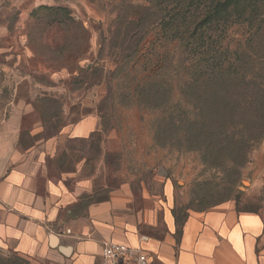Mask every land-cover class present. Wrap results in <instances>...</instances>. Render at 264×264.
I'll return each instance as SVG.
<instances>
[{
  "label": "rangeland",
  "instance_id": "obj_1",
  "mask_svg": "<svg viewBox=\"0 0 264 264\" xmlns=\"http://www.w3.org/2000/svg\"><path fill=\"white\" fill-rule=\"evenodd\" d=\"M180 1L0 0V181L14 152L32 146L34 127L43 123L39 138L51 137L67 121L94 113L99 132L62 146L75 150L65 171L83 164L69 184L89 179L95 195L122 185L138 194L146 185L170 201L178 219L228 201L262 207L264 138L247 136L264 94L248 105H192L194 93L180 85L196 60L264 58V0L241 1L228 20L204 26L188 43L170 25V9ZM243 7L247 19L240 18ZM146 80L158 87L140 91ZM205 121L212 135L196 139ZM223 128L237 139L215 136ZM19 258L0 241V264H23Z\"/></svg>",
  "mask_w": 264,
  "mask_h": 264
},
{
  "label": "crops",
  "instance_id": "obj_2",
  "mask_svg": "<svg viewBox=\"0 0 264 264\" xmlns=\"http://www.w3.org/2000/svg\"><path fill=\"white\" fill-rule=\"evenodd\" d=\"M44 129H32V146L14 152L0 181V241L29 264H101L107 242L145 252L150 264H264V205L228 201L178 219L146 185L138 194L122 185L95 195L89 179L69 184L83 164L65 171L75 150H61L65 141H90L99 117L86 114L39 138Z\"/></svg>",
  "mask_w": 264,
  "mask_h": 264
},
{
  "label": "trees",
  "instance_id": "obj_3",
  "mask_svg": "<svg viewBox=\"0 0 264 264\" xmlns=\"http://www.w3.org/2000/svg\"><path fill=\"white\" fill-rule=\"evenodd\" d=\"M241 1L254 3V5L261 2V0H181L177 4H173L169 15L173 35L180 34L179 39L188 43L190 39H194L198 30L204 26L212 28L218 26L222 20H228L231 16L230 13H232L230 9L238 10ZM241 11L240 18L245 17L247 19V9L243 7ZM261 22L264 23V15L261 17ZM197 48V46L193 47L194 51ZM259 61L256 64L254 61L250 63L242 60L240 62L196 60L186 67L188 75L181 82L180 88L185 93H194V97H191L193 99L192 105L199 104L200 100L204 99H209L210 104L224 108L236 103L251 104L264 94V58ZM149 79L153 80L152 78ZM151 83L152 81H144L139 90L141 91V88L144 90L146 87L148 89L150 86L152 89L158 87V84L153 85ZM170 87L172 88V84ZM200 112L201 120L204 121L203 118L206 115L203 114L202 110ZM189 120L190 117H187L183 121L188 124L187 136L190 138L192 132L189 129L194 124H190ZM250 122L256 127V130L251 136L248 135L247 139H251V141L253 139H263L264 106L262 104L259 105ZM206 129L205 121L200 135L196 139L212 135V132H208ZM236 135L238 134L234 131H227L223 128L215 136L220 139H237ZM19 259L21 260L19 263L29 264L25 259ZM17 262L13 261L12 263L16 264Z\"/></svg>",
  "mask_w": 264,
  "mask_h": 264
},
{
  "label": "built area",
  "instance_id": "obj_4",
  "mask_svg": "<svg viewBox=\"0 0 264 264\" xmlns=\"http://www.w3.org/2000/svg\"><path fill=\"white\" fill-rule=\"evenodd\" d=\"M101 264H150V257L126 244L107 242L103 245Z\"/></svg>",
  "mask_w": 264,
  "mask_h": 264
}]
</instances>
